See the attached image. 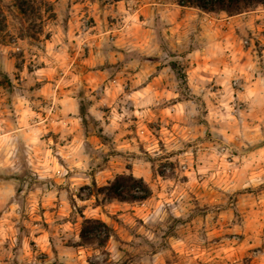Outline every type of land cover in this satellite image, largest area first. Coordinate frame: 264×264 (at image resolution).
<instances>
[{
  "label": "rangeland",
  "instance_id": "1",
  "mask_svg": "<svg viewBox=\"0 0 264 264\" xmlns=\"http://www.w3.org/2000/svg\"><path fill=\"white\" fill-rule=\"evenodd\" d=\"M101 1L107 33L85 61L69 36L52 45L71 0H0L2 258L264 264V2ZM122 173L151 196L107 197ZM84 218L112 228L104 245L82 242Z\"/></svg>",
  "mask_w": 264,
  "mask_h": 264
},
{
  "label": "trees",
  "instance_id": "2",
  "mask_svg": "<svg viewBox=\"0 0 264 264\" xmlns=\"http://www.w3.org/2000/svg\"><path fill=\"white\" fill-rule=\"evenodd\" d=\"M263 2L264 0H179L183 6L200 7L212 11L219 10L228 15L245 12L250 7ZM100 190L105 192L110 199L119 201L145 200L152 194L147 182L142 177H136L132 173L116 175ZM111 231L112 228L101 219L84 218L80 237L84 243L98 240L100 245H104L109 239Z\"/></svg>",
  "mask_w": 264,
  "mask_h": 264
},
{
  "label": "crops",
  "instance_id": "3",
  "mask_svg": "<svg viewBox=\"0 0 264 264\" xmlns=\"http://www.w3.org/2000/svg\"><path fill=\"white\" fill-rule=\"evenodd\" d=\"M55 2L56 4H61L64 0H55ZM102 4L101 0H71L70 7L65 14L67 30L65 31L64 28V31L60 29L58 31L56 30L57 34H55L56 37L52 40V45L62 51L61 47L65 44L64 37L69 36L72 45L75 44L77 47H84V49L88 50V55L84 58L85 61H91L92 58L96 57L98 52L96 49L107 33V27L104 25L106 21V10ZM92 18L93 22L91 20ZM87 21H89L88 24H86ZM60 42L63 43L61 46H58ZM54 53L55 55L59 54L57 50ZM77 54L78 52H74L72 56L76 57ZM67 56L69 57V55ZM163 79L160 75L156 76L153 80L155 85L149 84V90L154 94H164L167 89L161 84ZM139 91L141 92L142 90ZM0 264H13V262L3 259L2 252H0Z\"/></svg>",
  "mask_w": 264,
  "mask_h": 264
},
{
  "label": "built area",
  "instance_id": "4",
  "mask_svg": "<svg viewBox=\"0 0 264 264\" xmlns=\"http://www.w3.org/2000/svg\"><path fill=\"white\" fill-rule=\"evenodd\" d=\"M115 29H118V27H115ZM111 38H114V35H111Z\"/></svg>",
  "mask_w": 264,
  "mask_h": 264
}]
</instances>
